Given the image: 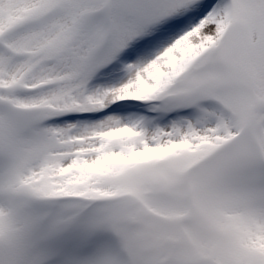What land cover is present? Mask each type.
I'll list each match as a JSON object with an SVG mask.
<instances>
[{"label": "snow or ice", "instance_id": "snow-or-ice-1", "mask_svg": "<svg viewBox=\"0 0 264 264\" xmlns=\"http://www.w3.org/2000/svg\"><path fill=\"white\" fill-rule=\"evenodd\" d=\"M0 264H264V0H0Z\"/></svg>", "mask_w": 264, "mask_h": 264}]
</instances>
